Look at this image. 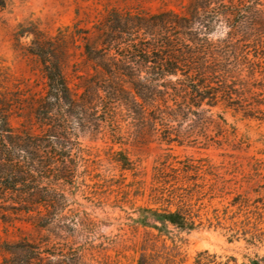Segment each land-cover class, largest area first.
<instances>
[{
    "label": "trees",
    "instance_id": "obj_1",
    "mask_svg": "<svg viewBox=\"0 0 264 264\" xmlns=\"http://www.w3.org/2000/svg\"><path fill=\"white\" fill-rule=\"evenodd\" d=\"M216 27L226 32L213 40ZM32 45L44 79L40 96L30 104L34 124L11 126L14 100L6 89H0V212L25 214L39 230H48L52 216L62 209L58 203L65 197L66 180L72 173L66 162L75 160L77 131L92 118L98 117L100 127L117 122L113 116L112 121L105 119L117 111L146 115L154 127L156 123L166 132L178 126L175 133L179 134L170 133L164 141L181 146L192 128L204 134L213 131L223 137L231 132L235 136L236 128L223 113H211L213 108L245 119L264 111V0H186L178 13L111 11L97 35L83 43L91 70L80 92L71 91L57 59L45 56L42 39L34 37ZM242 77L249 81L251 99L234 94L236 80ZM118 94L128 98L122 100ZM112 154L121 169H129L125 152ZM171 169L177 172L176 183L171 187L164 181L156 184L152 197L161 206L138 207L136 217L130 218L135 226L155 231L156 238L171 239L173 231L192 232L205 219L209 228L228 223L230 239L241 237L247 245L264 248V176L257 182L255 178L234 182L207 172L201 163H182L179 168L177 163ZM206 173L211 180L196 178ZM249 183L258 188L252 202ZM206 192L210 199L231 196L226 206L230 209H213L203 215L194 210L193 199L199 200ZM251 205L253 210L248 209ZM33 249L36 257L29 261L41 260L42 253ZM141 252L137 264L146 258L145 251ZM203 254L208 255L198 253L195 264H202ZM230 259L236 264V259ZM241 264H264V256L255 255Z\"/></svg>",
    "mask_w": 264,
    "mask_h": 264
},
{
    "label": "rangeland",
    "instance_id": "obj_2",
    "mask_svg": "<svg viewBox=\"0 0 264 264\" xmlns=\"http://www.w3.org/2000/svg\"><path fill=\"white\" fill-rule=\"evenodd\" d=\"M185 3L186 0H0V89H6L14 100L11 126L16 129L34 124L30 104L40 96L44 84L40 58L33 54L34 37L42 39L47 58L57 59L71 91L80 92L83 78L91 70L83 43L97 35L111 11L178 13ZM225 32L216 27L211 37L221 38ZM250 52V56L254 55V51ZM236 81L234 94L248 100V80L242 77ZM118 96L128 98L126 94ZM110 103L115 105V100ZM116 113L105 115V119L112 121L113 116L117 122L98 127V117H94L77 131L75 160L66 162L72 173L66 180L65 197L58 203L62 209L52 216L48 230L33 227L20 212H0V264H137L141 250L146 257L143 264H195L200 252L208 254L200 257L202 264H234L230 258L241 264L255 255L264 256L263 247L247 245L241 237L230 239L228 223L222 226L224 229L209 228L204 219L202 226L192 232L173 231L171 239H159L155 231L137 227L130 220L136 217L138 207L161 206L155 204L152 190L160 181L167 187L176 183L177 172L171 168L177 163L178 168L182 163H201L207 172L234 182L252 178L259 181L264 176L263 110L251 113L255 118L245 119L220 107L213 108L211 113H223L228 124L236 128L235 136L231 132L223 137L213 131L204 134L192 128L181 146L164 141L170 133L179 134L175 133L179 132L178 126L174 132H166L156 123L154 127L146 115ZM119 150L129 156L128 170L114 161L112 153ZM196 178L211 180L212 176L206 173ZM253 186H248L251 202L257 197L254 190H258ZM210 198L207 192L199 200L194 198V210L203 215L213 209H230L226 206L231 196L224 200ZM256 207L259 209L261 204ZM253 208L251 205L248 209ZM33 247L42 253L41 260L29 261L36 257ZM47 253L51 255L46 259Z\"/></svg>",
    "mask_w": 264,
    "mask_h": 264
}]
</instances>
